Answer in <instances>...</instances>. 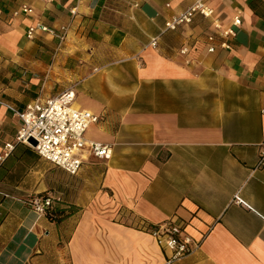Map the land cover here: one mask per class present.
Segmentation results:
<instances>
[{
    "label": "crops",
    "instance_id": "0c3cea01",
    "mask_svg": "<svg viewBox=\"0 0 264 264\" xmlns=\"http://www.w3.org/2000/svg\"><path fill=\"white\" fill-rule=\"evenodd\" d=\"M137 2L0 0V155L21 125L7 106L69 90L101 118L86 139L112 149L76 177L26 145L0 162V264H168L141 224L176 220L200 247L174 264H264V0H209L214 18L164 35L195 0ZM237 15L232 49L209 53ZM37 25L69 30L28 39ZM50 190L60 220L27 204Z\"/></svg>",
    "mask_w": 264,
    "mask_h": 264
},
{
    "label": "built area",
    "instance_id": "2783aa9c",
    "mask_svg": "<svg viewBox=\"0 0 264 264\" xmlns=\"http://www.w3.org/2000/svg\"><path fill=\"white\" fill-rule=\"evenodd\" d=\"M135 7H139L145 0H137ZM32 8L23 7L13 13L14 17L31 15ZM196 16L204 19H212L215 10L209 5V0H195V2L178 16L166 22L161 35L175 32L178 29L192 24ZM242 26V19L237 15L228 28H223L218 20L214 21L216 33L208 37L211 44L209 53H215L218 43L219 48L225 51L232 49V41L237 37V29ZM68 27H63L61 32L51 30L47 26L37 25L30 27L27 37L33 40L38 32L55 35L63 42L66 39ZM159 37L151 42V46L158 47ZM189 49L183 48L181 55L187 56ZM76 94L74 91H67L55 98L45 102H34L29 104L24 111L16 110L7 106L10 111L20 120L21 125L11 142L5 145L0 155V162L6 161L18 145H26L34 149L39 157L70 177H76L80 173L87 156L97 159L110 160L112 149L102 143L89 141L85 135L88 128L100 122L101 118L89 111L76 108ZM264 168V142L260 146L259 162L255 170ZM60 196L53 190L45 194L34 195L27 200L28 206L38 215L46 216L55 209ZM239 205L246 204L237 197ZM185 224L182 222L170 221L162 225H149L142 222V231L150 234L160 246L169 253L167 262L174 264L196 252L200 244L191 236L185 233Z\"/></svg>",
    "mask_w": 264,
    "mask_h": 264
},
{
    "label": "trees",
    "instance_id": "16d2710c",
    "mask_svg": "<svg viewBox=\"0 0 264 264\" xmlns=\"http://www.w3.org/2000/svg\"><path fill=\"white\" fill-rule=\"evenodd\" d=\"M261 17H264V12H257ZM46 193V192H45ZM42 193V194H45ZM61 199L58 201L60 202ZM63 216V212H61V210L58 209L57 205L55 206V209L53 211H51V213L47 214L46 217L50 218L51 220H60Z\"/></svg>",
    "mask_w": 264,
    "mask_h": 264
},
{
    "label": "rangeland",
    "instance_id": "374dc122",
    "mask_svg": "<svg viewBox=\"0 0 264 264\" xmlns=\"http://www.w3.org/2000/svg\"><path fill=\"white\" fill-rule=\"evenodd\" d=\"M68 177V176H67ZM72 179V178H71Z\"/></svg>",
    "mask_w": 264,
    "mask_h": 264
}]
</instances>
